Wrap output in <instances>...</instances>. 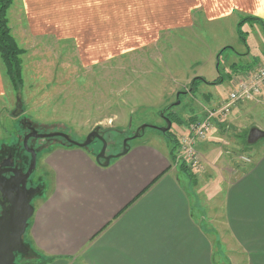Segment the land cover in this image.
I'll return each mask as SVG.
<instances>
[{
	"label": "crops",
	"instance_id": "0c3cea01",
	"mask_svg": "<svg viewBox=\"0 0 264 264\" xmlns=\"http://www.w3.org/2000/svg\"><path fill=\"white\" fill-rule=\"evenodd\" d=\"M235 15L236 33L243 17L259 19L264 28V0H13L7 10L11 35L24 50L22 62L40 47L63 42L87 46L93 59L107 58L111 32L123 35L117 45L124 51L126 45L155 43L159 30L173 33L197 20ZM246 52L251 54L249 47ZM255 58L264 63V52ZM14 95L0 59V112L8 113ZM249 104L246 115L264 112V89ZM182 128L170 126L176 138ZM166 143L138 140L108 164L85 147L46 152L44 185L36 186L40 194L27 223L30 245L49 258L42 264H214L212 248L222 236L227 248L234 247L232 240L243 248L262 246L258 255L264 257V145L221 195L222 183L214 182L220 196L206 200L199 195L209 187L206 178L198 171L191 181ZM199 143L207 156L209 144ZM207 204L214 205L210 214Z\"/></svg>",
	"mask_w": 264,
	"mask_h": 264
},
{
	"label": "rangeland",
	"instance_id": "374dc122",
	"mask_svg": "<svg viewBox=\"0 0 264 264\" xmlns=\"http://www.w3.org/2000/svg\"><path fill=\"white\" fill-rule=\"evenodd\" d=\"M162 20L165 17L162 16ZM236 21L235 15L221 22L197 20L194 27L173 33L159 30L155 43L140 47L126 45L124 51L117 45L123 35L111 32L110 50L105 59L101 54L96 55L100 57L97 60L91 58L95 56L84 51L85 45L66 42L47 46L46 50L41 47L34 50V54L21 60V91L15 93L8 113L0 112V162L9 156L19 161L27 158L22 140L33 130L40 134L61 132L77 143L84 142L89 133L97 130L102 139L94 138L85 148L95 155L104 148V156L118 155L125 146L138 140L156 139L166 143L159 128L168 126L163 114L169 111L184 122L181 125L171 123L178 128L184 127L178 137L189 134L190 125L206 123L202 141L209 144V152L201 156L199 170L176 157L175 163L184 162L191 181L200 173L206 178L203 184L209 187L205 193H199L200 196L206 200L216 196L213 191L220 189L213 186L218 180L222 183L221 195L227 182L245 172L251 155L264 145V138L251 145L246 141L252 126L264 129V112L246 115L249 102L234 104L228 111L220 112L237 75L233 66L247 65L243 70H250L258 65L254 62L255 56L260 57L264 52V28L255 22L242 27L248 33L244 45L236 33ZM130 37L128 40L133 43L134 38ZM248 47L251 54L246 52ZM219 75L223 79L221 83L200 82L196 90L189 92L195 76L212 82ZM143 125L146 127L140 129ZM137 133L140 135L134 137ZM64 143L68 142L59 136L29 140V145L38 149L31 185H44L43 157L52 148L64 147ZM199 145L197 150L202 152ZM242 157L250 162L243 161ZM39 194L38 191L33 196L32 204ZM206 206L207 212L212 213L214 205ZM27 238L28 235L26 241ZM232 243L234 247L227 248L225 238L221 237L217 248H212L214 264H261L264 257L258 254L262 246L243 248L233 240ZM27 259L17 256L14 264H22Z\"/></svg>",
	"mask_w": 264,
	"mask_h": 264
},
{
	"label": "water",
	"instance_id": "95a60500",
	"mask_svg": "<svg viewBox=\"0 0 264 264\" xmlns=\"http://www.w3.org/2000/svg\"><path fill=\"white\" fill-rule=\"evenodd\" d=\"M178 104V102H177ZM14 114H17L15 112ZM167 127L159 128L161 132L170 129L171 123L167 120ZM146 125L141 126L144 129ZM137 133L134 137H138ZM59 136L65 139L69 144L84 148L87 147L94 138L102 139L97 130L88 134L85 141L77 143L71 140L66 134L57 132L50 134H39L36 131L28 133L23 138V147L31 154V163L27 171L23 173L17 168L12 167L10 156L0 162V194L1 198L8 203V207L4 208L0 201L2 210L0 212V264H14L15 254L26 255L28 248L22 241V236L25 233L27 223L33 215L34 207L31 203L33 196L38 192V188L27 187V179L29 178L32 170L35 167V151L28 148L27 140L29 138H50ZM264 138V130L257 127H251L247 135V143L254 144L258 140ZM128 147L125 146L124 150L119 154L122 155L126 152ZM114 156H104V148L96 155V160H105L106 164ZM11 172L10 177H6L5 173Z\"/></svg>",
	"mask_w": 264,
	"mask_h": 264
},
{
	"label": "trees",
	"instance_id": "16d2710c",
	"mask_svg": "<svg viewBox=\"0 0 264 264\" xmlns=\"http://www.w3.org/2000/svg\"><path fill=\"white\" fill-rule=\"evenodd\" d=\"M13 0H0V59L5 67V71L7 76L9 77L11 84L13 86V89L15 93H19L23 86V79H22V66H21V55L24 53V50L21 49L13 36L11 35L10 28L8 26V19H7V10L10 7ZM260 23L262 24V21H260L257 18L253 17H243L238 21L237 24V35L239 40L246 45V32L242 30V26L246 23ZM228 47L224 48L227 49ZM223 49V50H224ZM219 65V60L217 57V67ZM247 67L245 65L244 67H237L233 66V70L235 73H238L239 71H244L243 69ZM223 81L222 76H218L216 79H214L212 82L206 81L203 77H194L189 85V92H193L197 88V84L200 82L207 83V84H217L221 83ZM164 118L168 120L170 123H175L178 125L184 124L183 120L178 117L175 113L169 112L167 115L163 114ZM165 138L167 139V142L170 146V155L171 160L174 162L176 157V147H177V139L175 135L171 132L170 129L165 130L164 132H161ZM62 146H68L71 147L72 144L64 143ZM179 170L184 172L185 174H189L188 167L184 164V162L177 165ZM37 187L42 188L43 184L37 183L35 184ZM29 222V221H28ZM27 228L26 231L22 237L25 245L28 247V253L26 255H20L15 254V261L17 256L21 257H27L28 259L24 261L22 264H42L49 261V258L44 257L40 253L36 252L32 246L30 245V242L26 239L27 236ZM14 261V263H15Z\"/></svg>",
	"mask_w": 264,
	"mask_h": 264
},
{
	"label": "built area",
	"instance_id": "2783aa9c",
	"mask_svg": "<svg viewBox=\"0 0 264 264\" xmlns=\"http://www.w3.org/2000/svg\"><path fill=\"white\" fill-rule=\"evenodd\" d=\"M264 89V64H258L250 70L238 72L221 111H228L229 107L244 102L256 101ZM206 123L192 124L188 127L189 134L177 137L176 158L184 160L188 166L198 169L202 157L197 150V144L205 138ZM245 162L250 159L242 157Z\"/></svg>",
	"mask_w": 264,
	"mask_h": 264
},
{
	"label": "flooded vegetation",
	"instance_id": "af4514ba",
	"mask_svg": "<svg viewBox=\"0 0 264 264\" xmlns=\"http://www.w3.org/2000/svg\"><path fill=\"white\" fill-rule=\"evenodd\" d=\"M28 133H30V132H28ZM28 133H26V135H27ZM39 134H40V133H39ZM26 135H25V136H26ZM25 136H24V137H25ZM30 139H32V138H29V139L27 140V146H28V148L33 149V150L35 151V160H36V163H35V167H34V169L32 170V172H31L29 178L27 179L26 186H27V187H34V188H37L36 185L33 186V185L30 184V182H31V180H32V178H33V173H35V169H36V166H37V159H36V157H37V154H38V149L29 145V140H30ZM22 147H23V140H22ZM23 151L27 154V158H25V159L19 161V160H15L14 157L12 156L13 159H11V162L13 163V165H12V167H8V168H17V169H20L23 173H25V172L27 171V169H28V167L30 166V163H31V154H30L29 152H27V150H25L24 147H23ZM5 159H6V158H3V160H5ZM3 160H2V161H3ZM5 176H6V177H10V176H11V172H7V173H5ZM0 201H1V203L3 204L4 208H7V207H8V203H7L5 200H3V199L1 198V194H0ZM1 210H2V206H0V212H1Z\"/></svg>",
	"mask_w": 264,
	"mask_h": 264
}]
</instances>
